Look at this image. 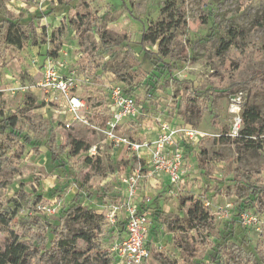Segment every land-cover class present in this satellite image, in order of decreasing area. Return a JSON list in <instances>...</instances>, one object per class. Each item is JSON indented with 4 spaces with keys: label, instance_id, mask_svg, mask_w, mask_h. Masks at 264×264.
Here are the masks:
<instances>
[{
    "label": "rangeland",
    "instance_id": "obj_1",
    "mask_svg": "<svg viewBox=\"0 0 264 264\" xmlns=\"http://www.w3.org/2000/svg\"><path fill=\"white\" fill-rule=\"evenodd\" d=\"M178 7H183L184 26L160 31L168 35L162 45L150 40L140 43L143 28L158 29L160 21L173 20ZM75 16L83 23L79 30L72 20ZM5 18L24 26L27 39L22 48L4 40ZM82 33L89 46L81 44ZM227 42L229 46L220 52ZM56 44L61 49L55 57L64 63L60 73L74 80L70 95L78 96L87 107L88 121L72 120L69 128L62 122L70 114L48 103L38 86L44 62ZM145 49L154 52L153 57L144 56ZM118 73L131 74V84L125 87ZM263 73L264 0H0V125L15 116L21 135H39L20 156L17 165L23 173L0 189V197L18 196L24 207L41 197L38 205L43 206V217L55 224L61 219L65 235L92 231L98 219L76 221L67 214L75 195L79 189L84 191L80 200L85 206L110 214L123 200L120 174L138 162L132 151L110 144L106 137L111 91L123 85L126 92L132 91L140 116L136 121L125 119L116 134L152 142L159 124L169 123L177 132L182 130L174 147L181 149L188 167L178 182L154 176L139 187L140 195L149 198L144 209L151 214L148 264H264ZM246 105L263 113L260 133L248 139L240 135ZM29 118L38 121L36 132ZM238 118L235 134L232 126ZM2 126L0 144L14 149L21 137L7 134ZM185 129H192L197 137L185 136ZM70 134L99 147L102 173L88 182L85 152L69 155L65 151L58 161L48 153L50 136L59 145ZM248 171L253 176L240 181V173ZM252 186L259 190L258 199L244 203ZM188 195L211 211L205 242L192 233L169 229L172 219L186 218L180 200ZM116 210L113 222H102L103 233L93 232L112 259L110 247L124 220L123 210ZM24 214L22 209L18 215ZM74 249L84 254L72 253L60 260L63 264H76L75 260L97 264L94 251L87 252L81 239Z\"/></svg>",
    "mask_w": 264,
    "mask_h": 264
},
{
    "label": "trees",
    "instance_id": "obj_2",
    "mask_svg": "<svg viewBox=\"0 0 264 264\" xmlns=\"http://www.w3.org/2000/svg\"><path fill=\"white\" fill-rule=\"evenodd\" d=\"M183 1V0H181ZM80 16H75L72 20L77 21V29L81 28L83 25L80 20ZM2 20V19H1ZM6 26V32L4 34V40L18 48H22L25 40L27 39L24 26L18 21H12L10 19H3ZM185 25V19L183 15V7H178L175 10V17L173 20L164 23L160 21L157 23L158 29L154 30L152 25L143 28L141 33V41L150 40L158 45H162L168 35H161L165 27L168 29H178ZM242 33V31H240ZM229 33L233 34L234 30L229 29ZM172 34V33H171ZM160 37V39H159ZM81 44H88V38L85 33L79 36ZM229 43L221 45L220 52L224 51ZM61 49L60 44H56L54 48L50 51V56H56L57 52ZM144 56L149 58L153 57L152 51L145 49ZM164 66V65H162ZM264 75V73H263ZM119 79L125 84H131L132 75L124 76V74L118 73ZM130 90V89H128ZM262 114L252 105H246L242 112V128L240 130V135L244 138H250L251 136L260 133L259 121ZM30 126L34 132L37 131L38 121L33 118H29ZM1 122V121H0ZM5 124L0 125L2 128L8 130L7 134L21 137V142L16 144L17 147L13 149V146L2 147L0 144V189H5L9 184L13 176L20 175L23 173V168L19 167L17 164L20 161L21 154L25 151L26 145L34 146L35 142L38 141L39 135L37 133L31 136L29 133L22 134V128L17 127V118L15 116L8 117ZM1 130V128H0ZM47 150L53 161H58L60 159V154L65 152L69 155H77L81 152H86L90 146L88 140L84 138L76 137L75 135H68L67 138L61 143L57 144L54 136H50L48 140ZM12 149L10 154L7 150ZM35 152L38 149L35 148ZM86 165L88 167L85 182H88L94 176L100 175L102 173L103 161L99 156L85 158ZM253 171L240 173L238 178L240 181L245 182L246 179L253 176ZM237 179V177H236ZM238 179V180H239ZM84 192V191H83ZM83 192L79 191L74 197L75 204L67 209V214L72 217L73 220H84L86 222H92L93 219H98L92 227V231L75 233L71 237H68L64 233V228L61 219L57 224L50 222L45 219L43 211L37 208V205L42 202L41 197H37L35 203L29 204L24 207L20 197H10L3 198L0 197V264H63L61 259L70 258L71 254L83 255L84 253H79L75 251L74 244L77 239H81L86 245V251H94L93 258L97 264H113L112 256L106 249H101L98 240L94 239V234L103 233L102 222L106 219L104 213L97 212L94 208H88L82 203L80 197ZM239 197L241 195H238ZM259 190L252 186L250 189L249 199L245 202H253L258 199ZM244 200V199H243ZM181 208L186 212V218L178 221L177 219H172L169 222V229L171 231H181L192 233L197 241H203L207 239L208 227L211 220V211L204 205V203L192 196L188 195L180 200ZM144 203L141 204V209H144ZM244 206V205H240ZM247 206V205H245ZM248 207H253V204H249ZM24 210L25 214L22 218L19 217V211ZM145 210V209H144ZM238 219H235V221ZM151 225V224H150ZM125 231V220H121L120 227L117 228V238L122 236ZM52 234L53 238L49 239L48 235ZM49 245V246H48ZM58 256L60 259H58ZM86 260H88L86 258ZM219 263V261H214ZM76 264H87L85 262H79L75 260ZM194 264H205V263H194ZM252 264H256L255 262Z\"/></svg>",
    "mask_w": 264,
    "mask_h": 264
},
{
    "label": "built area",
    "instance_id": "obj_3",
    "mask_svg": "<svg viewBox=\"0 0 264 264\" xmlns=\"http://www.w3.org/2000/svg\"><path fill=\"white\" fill-rule=\"evenodd\" d=\"M43 67L42 80L38 86L43 90L44 99L48 103H54L58 110L70 114L64 117L63 127L69 128L72 120L79 123L87 122L85 102L76 95H70L74 80L60 73L64 69V63L55 56H49ZM131 93L132 91L126 92L123 85L112 88V104H109L110 113L106 123V137L110 140L109 143L116 142L119 147L132 151L138 161L136 166L128 165L129 170L120 174V183L125 185L122 190V203L115 206L110 214L105 215L106 219L113 222L117 208L124 213V234L114 240L110 247L113 264H148L151 258L152 243L148 239L151 214L148 210L141 209V204L149 200L139 193L142 179L167 176L171 182H178L188 172L181 149L174 147L176 136L180 135L181 129L177 132V127L161 122L157 137L152 142L141 139L130 140L127 136L116 134V131L124 126L125 119L136 121L140 116V107ZM239 123L240 118L232 126L235 134L238 132ZM184 131L185 136L197 137L192 129ZM85 153L89 157L101 158L99 147L97 148L96 145H90ZM41 206L37 205V208L44 211Z\"/></svg>",
    "mask_w": 264,
    "mask_h": 264
},
{
    "label": "crops",
    "instance_id": "obj_4",
    "mask_svg": "<svg viewBox=\"0 0 264 264\" xmlns=\"http://www.w3.org/2000/svg\"><path fill=\"white\" fill-rule=\"evenodd\" d=\"M148 140H150V139H148ZM149 179H151V178H146V179L143 178L142 181H141V186L144 185V184H146L147 182H149L150 181Z\"/></svg>",
    "mask_w": 264,
    "mask_h": 264
}]
</instances>
